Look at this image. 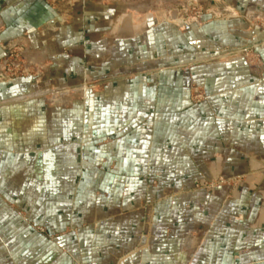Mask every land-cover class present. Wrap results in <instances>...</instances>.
<instances>
[{
  "label": "crops",
  "instance_id": "crops-1",
  "mask_svg": "<svg viewBox=\"0 0 264 264\" xmlns=\"http://www.w3.org/2000/svg\"><path fill=\"white\" fill-rule=\"evenodd\" d=\"M199 1L0 0V264H264V0Z\"/></svg>",
  "mask_w": 264,
  "mask_h": 264
},
{
  "label": "rangeland",
  "instance_id": "rangeland-1",
  "mask_svg": "<svg viewBox=\"0 0 264 264\" xmlns=\"http://www.w3.org/2000/svg\"><path fill=\"white\" fill-rule=\"evenodd\" d=\"M170 3H173V8L175 11V15L173 17V21L180 26H189L193 24H200L205 21L204 16L206 13H209L211 7L208 8L206 4H204L202 1L199 0H167ZM257 19L253 18V21L256 22ZM60 22L65 23L64 20H59ZM50 26H54L55 23L52 22L49 24ZM258 46H261V43L263 40H257L256 41ZM239 55L243 58L248 57H259V48L253 46V47H244L240 49H223L221 53L217 54L215 59H220L223 57H226L228 55L235 56ZM23 55L20 50L18 49H12L7 57H4V60H0V63H4L3 65H0V83H9L12 82L22 76L29 75V73H32V70H28L26 64L23 62ZM5 61V62H3ZM28 73V74H27ZM82 89H76L75 87H58L56 85H43L41 87L40 95L37 96L39 98H35L36 100H39L40 106H54V105H69L71 104V100L75 96H79L84 89V87H81ZM77 90V91H76ZM79 90V91H78ZM56 96H62L63 100H60L59 102L54 101V97ZM190 96L193 102H202L205 101L208 97L205 89L197 84H194L190 87ZM202 96V97H201ZM20 103V102H16ZM15 103V104H16ZM36 104H38L36 102ZM6 104H3L2 106H5ZM5 118H3V115H0V121H4ZM221 179L224 181L222 182L223 186H237L239 181L242 179V177H220V178H211L210 180L206 181L204 183V186L207 189H213L218 188V185L221 181ZM41 231H45L44 227H36Z\"/></svg>",
  "mask_w": 264,
  "mask_h": 264
},
{
  "label": "built area",
  "instance_id": "built-area-1",
  "mask_svg": "<svg viewBox=\"0 0 264 264\" xmlns=\"http://www.w3.org/2000/svg\"><path fill=\"white\" fill-rule=\"evenodd\" d=\"M201 97H202V96H201ZM223 181H224V179H223V180L221 179V181H220L218 187H222V182H223Z\"/></svg>",
  "mask_w": 264,
  "mask_h": 264
}]
</instances>
